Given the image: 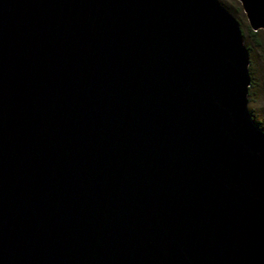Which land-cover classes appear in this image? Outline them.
Here are the masks:
<instances>
[{"label":"water","instance_id":"1","mask_svg":"<svg viewBox=\"0 0 264 264\" xmlns=\"http://www.w3.org/2000/svg\"><path fill=\"white\" fill-rule=\"evenodd\" d=\"M249 66L220 0H0V264H264Z\"/></svg>","mask_w":264,"mask_h":264},{"label":"rangeland","instance_id":"2","mask_svg":"<svg viewBox=\"0 0 264 264\" xmlns=\"http://www.w3.org/2000/svg\"><path fill=\"white\" fill-rule=\"evenodd\" d=\"M220 1L238 19L243 29L245 43L250 52L251 87L249 88L248 106L254 123L264 131V48L257 46L249 38L247 31L250 26L241 5L236 0ZM262 35L264 37L263 31Z\"/></svg>","mask_w":264,"mask_h":264},{"label":"trees","instance_id":"3","mask_svg":"<svg viewBox=\"0 0 264 264\" xmlns=\"http://www.w3.org/2000/svg\"><path fill=\"white\" fill-rule=\"evenodd\" d=\"M248 35L249 38L251 39V41H253L257 46H260L264 48V43H263V35H262V31H253L252 29L248 28Z\"/></svg>","mask_w":264,"mask_h":264}]
</instances>
